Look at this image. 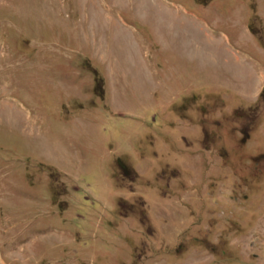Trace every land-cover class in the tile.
I'll return each instance as SVG.
<instances>
[{"label":"rangeland","instance_id":"374dc122","mask_svg":"<svg viewBox=\"0 0 264 264\" xmlns=\"http://www.w3.org/2000/svg\"><path fill=\"white\" fill-rule=\"evenodd\" d=\"M259 87L264 0H0V264H264Z\"/></svg>","mask_w":264,"mask_h":264},{"label":"trees","instance_id":"16d2710c","mask_svg":"<svg viewBox=\"0 0 264 264\" xmlns=\"http://www.w3.org/2000/svg\"><path fill=\"white\" fill-rule=\"evenodd\" d=\"M261 108H264V90L260 95L259 104L254 109L252 108L248 111H241V110L236 111L235 116H236V118L237 117L242 118L244 116H245V118H249L251 113L258 112V111H260ZM250 122L252 123V120ZM250 130H251V128H249V127H245L242 129V139H241L242 144H246L248 142V140L250 139V134H251ZM120 163H121V168L124 171L128 172V174H130L132 169H130V167L127 166L125 163H122V162H120Z\"/></svg>","mask_w":264,"mask_h":264},{"label":"crops","instance_id":"0c3cea01","mask_svg":"<svg viewBox=\"0 0 264 264\" xmlns=\"http://www.w3.org/2000/svg\"><path fill=\"white\" fill-rule=\"evenodd\" d=\"M263 89H264L263 87H259L257 93H258V94H261V92L263 91Z\"/></svg>","mask_w":264,"mask_h":264}]
</instances>
